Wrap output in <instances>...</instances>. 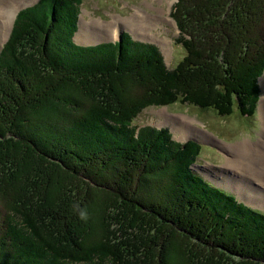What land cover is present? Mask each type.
<instances>
[{
	"label": "trees",
	"instance_id": "trees-1",
	"mask_svg": "<svg viewBox=\"0 0 264 264\" xmlns=\"http://www.w3.org/2000/svg\"><path fill=\"white\" fill-rule=\"evenodd\" d=\"M78 2L38 0L22 8L0 49V264H139L129 250L140 245L130 231L140 222L149 229L158 262L174 254L178 240L193 237V244L184 240L188 249L209 252L213 262L264 264V212L237 205L232 193L188 168L201 145L174 139L168 127L133 123L148 105L176 102L213 108L219 115L229 114L236 103L240 114H254L260 93L256 78L264 71V0H177L171 13L184 55L172 69L153 44L126 35L120 43L76 44ZM126 78L143 90V100L129 109L112 89ZM102 90L114 92L108 110L87 109L84 98ZM99 166L103 172L95 171ZM44 167L57 175L59 191L55 198L43 195L39 203L32 191L39 192L36 181L46 177ZM82 177L107 190L92 191ZM83 190L89 197H101L99 191L112 196L108 203L117 209L107 210L104 219L120 213L111 216L120 225L99 232L102 242L75 244L88 247L86 253H65L59 246L67 241L53 238L66 237L56 219L62 210L76 225V197L81 201ZM213 200L220 209L226 206L229 222L245 234L220 229L222 221L214 215L220 234L198 227L220 237L216 241L196 236L194 226L180 223L186 234L173 226L180 220L172 213L175 201L209 213ZM157 242L163 247L158 253L152 244Z\"/></svg>",
	"mask_w": 264,
	"mask_h": 264
},
{
	"label": "rangeland",
	"instance_id": "rangeland-1",
	"mask_svg": "<svg viewBox=\"0 0 264 264\" xmlns=\"http://www.w3.org/2000/svg\"><path fill=\"white\" fill-rule=\"evenodd\" d=\"M18 1L21 3V6H23L24 4H30L37 0H28L27 3L24 0ZM176 1L177 0H80V2H78V10L76 11V28L78 32L89 33V38L87 40H91L90 42L82 41L86 40L85 37L78 40L76 37L77 30L74 32L72 40H75L74 42L78 45H95L98 42L109 40L115 42L120 36H122V41L124 42L127 40L126 37L123 38L125 35L134 41L142 42L141 40H144L145 42L152 43L156 47L163 58L165 66L172 69L184 55V50L181 48L180 44L175 41L179 31L175 26V19L172 17L171 12L173 4ZM10 2H12V0H0V38H3V34L9 27L10 20L12 19L11 6L13 4ZM7 7V16L3 17V13L1 15V12ZM13 24L11 22L12 26ZM10 28L12 29L11 26ZM9 34L10 31L7 36L4 37L3 42H0V45L3 46ZM94 36H96V38ZM119 50H122L121 46ZM122 81L127 83L124 82L125 84L123 85L125 86L122 85L120 87L118 84L121 85ZM256 81L261 92L258 103L256 104L255 113L252 115L240 114L236 103L233 105L229 114L219 115L213 108L202 109L193 105L176 102L174 104L162 106L148 105L135 117L133 123L140 126L151 125L155 128L168 127L174 139L180 142L191 140L201 145L199 151L200 155L195 161L192 160L193 162L190 165L188 164V168L209 183L218 185L220 188L232 193L236 197V200H239L238 202L245 204V207L249 206L264 212V170H257L255 168L259 163H264V115L260 111V100L264 97V71L257 76ZM98 82L100 81H96V84ZM133 82V78L120 79V81L114 82L112 87L113 91L120 92L121 96L117 95L116 98H121L120 105H122L124 98L127 109L143 100L141 84L133 86ZM101 84L102 83L99 85ZM105 84L106 83L103 85ZM130 85H132V87H129ZM157 86L161 87L160 84ZM131 88L135 91L128 92ZM125 92L128 93L125 94ZM160 92L161 89L157 94ZM113 93L114 92L111 94ZM111 94L107 95L104 90H102V93L98 96L94 93L88 94L84 98L85 106L93 112H97L93 109H107V103L115 98L112 97ZM153 94L154 93L151 95ZM70 102L74 103V101ZM73 107H75L74 104ZM243 147H246V151L244 152L242 150ZM227 158L239 160L241 164L236 162L238 166L231 167L227 165ZM248 162L254 165L252 166L254 170L249 166L243 165L246 163L249 164ZM44 168L46 177L41 179V177L37 176L36 185L39 192L32 191V194L37 198L39 203L44 200L43 195L50 199L54 197L53 194H56L57 190L59 191L57 175L50 172L47 167ZM95 171L103 172V167L99 166L95 168ZM82 178L94 192L98 190H107L104 185H98L86 177ZM114 188L117 187L115 186ZM99 192H101V197L97 198L94 196L89 197L87 195L89 193H84V190L80 193L82 195L81 201L76 197V205L79 208L76 214L78 218V220H76V225H74L73 220L67 217L61 210L62 215L56 220L61 221V223L59 221L61 226L59 229L61 232H66V237L61 238L58 235H53V238L60 242L67 241L66 246H59L63 248L65 253L74 252L75 254H84L89 248H84V246L78 247L75 246V244L80 241H85L84 244L89 243V241H93V244L102 242L100 241L101 236L99 232H110L114 226L119 227L120 223L113 222L111 216H120V213H114L110 217L104 219V216L110 215L107 210L112 209L114 211L117 209L112 208L108 203L109 199H107V197H111L110 200H113V197L106 196L107 194L102 191ZM121 197L124 199L125 195L121 194ZM217 200L228 207V203L225 200L222 201L220 197H218ZM101 201L107 203L111 208L104 206ZM238 202L235 203L240 205ZM89 203L94 204L90 212L86 209ZM208 204L210 209L209 213H202V210L199 213L198 207L195 204L191 203L189 206L186 204V201H182L180 204L175 201L172 206V210L174 211L172 213L178 216L180 220H176L175 223L178 225L173 224V226L182 234L186 233H183L184 228L180 223H183L185 226H194L196 229L192 230V232L196 236L199 237V234H201L204 238H210L209 240L216 241V239L220 237H209V234L205 233L208 229L207 227H198L203 225L212 227L216 230L214 234L217 235L218 229L214 226V215L222 221V224L219 225L220 229L225 228L226 230H232L233 232L231 233L237 235L245 234L243 227H238L229 222L230 217L226 213V206L225 209H220L218 203L214 200L212 203L208 202ZM81 209H83V213L88 212V215L85 217L82 216ZM233 210H238V208L233 207ZM55 213L57 215L59 211ZM125 220H127L126 217ZM120 227L122 228V226ZM130 231L135 233L140 241V245L135 249L129 250V254L136 257L139 264H166V260L169 263L176 262V264H220L217 259L214 262L211 261L208 256L209 252L202 255V253H195L194 250H189L184 243V240H186L185 238H181L183 240H178L179 242H176L175 247L177 250H173L174 254L171 252L172 255L165 259L163 257L159 258L158 262L151 247V236L146 223L140 222L139 224L133 225ZM218 234H220V232ZM174 239V236L170 238V240L173 241ZM195 240L196 239L191 237L190 240L187 239L186 241H192L189 242V244H193ZM113 241L114 240H110L109 242ZM173 241H170V243L168 242L169 246L170 244L174 245ZM152 244L153 247L156 248V253H158V247L161 246L159 245L160 243L157 242ZM161 248L163 247L161 246ZM79 249L80 251H78Z\"/></svg>",
	"mask_w": 264,
	"mask_h": 264
},
{
	"label": "bare ground",
	"instance_id": "bare-ground-1",
	"mask_svg": "<svg viewBox=\"0 0 264 264\" xmlns=\"http://www.w3.org/2000/svg\"><path fill=\"white\" fill-rule=\"evenodd\" d=\"M26 3L28 2V0H24ZM10 3H12L13 5L11 6V14H12V19H13V16H14V14H15V11H16V9L18 8V7H20L21 6V3L18 1V0H12V2H10ZM2 13H3V17L4 16H7V13H8V7L7 8H4V10L1 12V15H2ZM170 18V17H169ZM12 19L10 20V23H9V27L5 30V33L3 34V38L1 37L0 38V42H3V39H4V37L5 36H7V34H8V32L10 31L11 32V30H10V26H11V22H12ZM4 23L6 24V21L4 20ZM174 23H175V26H176V22H175V20H174ZM7 25H8V22H7ZM176 28H177V26H176ZM178 29V28H177ZM81 30V29H80ZM179 31V30H178ZM10 35V34H9ZM89 33H81L80 31L79 32H77V34H76V37H77V39L78 40H81L80 38H86V40H82V41H89L90 42V40H87L89 37ZM95 38H96V36H94ZM142 42H144V43H150V42H145L144 40H141ZM152 44V43H151ZM160 53V52H159ZM260 92H261V89H260ZM259 95H260V93H259ZM258 100H259V96H258ZM258 100H257V103H258ZM256 103V104H257ZM257 107V106H256ZM256 107H255V109H256ZM260 111H261V113L264 115V97H262L261 98V100H260ZM248 147V146H247ZM242 150H243V152L244 151H246V147H243L242 148ZM254 152H255V148H254ZM239 163V164H241L240 162H239V160H234V159H228L227 158V165H229V166H231V167H237L238 166V164L237 163ZM249 164H243V165H246V166H249L250 168H252V166H254L251 162H248ZM260 165V166H259ZM245 166V167H246ZM255 168L257 169V170H264V163H259L257 166H255ZM253 169V168H252ZM254 170V169H253ZM251 173V172H250ZM215 185V184H214ZM216 186H218V185H216ZM241 200V199H240ZM250 200H252V199H250ZM251 204V203H250Z\"/></svg>",
	"mask_w": 264,
	"mask_h": 264
},
{
	"label": "water",
	"instance_id": "water-1",
	"mask_svg": "<svg viewBox=\"0 0 264 264\" xmlns=\"http://www.w3.org/2000/svg\"><path fill=\"white\" fill-rule=\"evenodd\" d=\"M35 2H36V1H35ZM35 2L30 3V4L23 5V6H21V7H18V8L16 9V11H15L14 16H13V21H14L15 16L17 15V13H18V11H19L20 9H22V8H24V7H26V6L32 5V4H34ZM13 21H12V24H13ZM11 27H12V25H11ZM10 30H11V28H10ZM121 40H122V36H120V38H119V41H121ZM1 47H2V45H0V48H1Z\"/></svg>",
	"mask_w": 264,
	"mask_h": 264
}]
</instances>
